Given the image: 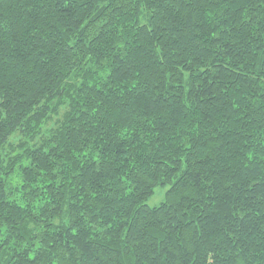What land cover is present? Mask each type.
<instances>
[{"label":"trees","instance_id":"obj_1","mask_svg":"<svg viewBox=\"0 0 264 264\" xmlns=\"http://www.w3.org/2000/svg\"><path fill=\"white\" fill-rule=\"evenodd\" d=\"M0 264H264V0H0Z\"/></svg>","mask_w":264,"mask_h":264},{"label":"rangeland","instance_id":"obj_2","mask_svg":"<svg viewBox=\"0 0 264 264\" xmlns=\"http://www.w3.org/2000/svg\"><path fill=\"white\" fill-rule=\"evenodd\" d=\"M167 190L168 188L166 189L158 188L155 191V195L151 199H149V201L147 202V205L150 208L159 207L165 201V194Z\"/></svg>","mask_w":264,"mask_h":264}]
</instances>
